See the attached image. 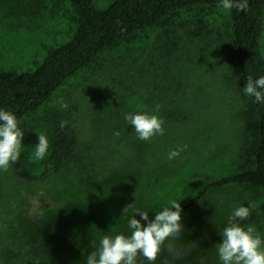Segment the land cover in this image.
<instances>
[{"label":"rangeland","instance_id":"rangeland-1","mask_svg":"<svg viewBox=\"0 0 264 264\" xmlns=\"http://www.w3.org/2000/svg\"><path fill=\"white\" fill-rule=\"evenodd\" d=\"M109 1L94 0L98 7ZM74 17L64 0H39L29 11L22 0H0V66L33 68L49 46L70 36ZM227 23L220 5L179 11L105 49L28 118L45 134L43 109L69 112L78 146L71 164L44 182L21 178L13 164L0 170V264H86L104 235H131L133 212L122 213L128 204L147 211H162L170 200L183 205L210 180L252 163L256 117L224 55ZM262 40L264 51V32ZM162 52L172 59L168 78L182 74L165 103L151 84ZM130 112L159 116L164 134L140 140L124 119ZM176 148L184 150L169 160ZM34 150L21 145L28 167L42 169V160L29 159ZM248 201L258 207L241 223L264 240V190L226 186L181 211L180 236L165 240L154 264L165 257L169 264H222L219 229ZM169 244L179 258L172 259ZM136 264L151 262L138 254Z\"/></svg>","mask_w":264,"mask_h":264},{"label":"trees","instance_id":"trees-1","mask_svg":"<svg viewBox=\"0 0 264 264\" xmlns=\"http://www.w3.org/2000/svg\"><path fill=\"white\" fill-rule=\"evenodd\" d=\"M64 1L70 4L75 15L70 36L49 46L43 59L33 68L17 70L0 66V109L16 116L18 126L24 132V145L36 147L41 133L28 118L39 111L58 87L89 66L105 49L139 31L162 24L184 9L221 5V0H111L98 7L94 0ZM38 2L22 0V8L29 11ZM248 6L246 12L236 9L228 12V39L224 48L228 67L243 92L249 76L253 80L264 76V0H248ZM169 57L163 52L159 54L157 61L154 59L151 73L152 90L158 93L161 103L167 102L169 92L166 91L173 89V82L182 84V74L175 75L173 81L168 78L172 63ZM244 95L256 117V129L249 148L252 163L207 182L188 203L181 205L182 211L193 207L210 191L226 186L254 185L264 190V103L254 102V97L245 92ZM175 99L171 101L176 102ZM39 118L45 123V135L50 144L48 154L42 160L44 167L29 168L21 154L13 165L21 178L44 182L71 164L77 151L78 136L72 115L61 108L43 109ZM62 121L68 122L63 128ZM141 211L148 212L150 219H154L161 210ZM137 219H140L139 215Z\"/></svg>","mask_w":264,"mask_h":264},{"label":"clouds","instance_id":"clouds-1","mask_svg":"<svg viewBox=\"0 0 264 264\" xmlns=\"http://www.w3.org/2000/svg\"><path fill=\"white\" fill-rule=\"evenodd\" d=\"M220 7L226 12H231L233 9L246 12L249 6L248 0H221ZM244 92L254 97V102L264 103V76L255 80L249 76ZM67 107V104H62V108ZM124 119L134 126L140 140L149 141L155 135L164 134V121L155 114L130 112L125 114ZM67 123L62 121L61 128ZM114 135L119 137L120 132L116 131ZM23 138L24 132L19 128L16 116L10 111L0 109V170L8 171L10 165L19 160ZM49 147L48 137L39 133L38 143L29 157L30 161L43 160L48 154ZM186 147L185 145L184 148ZM184 148L171 150L168 159H175ZM168 203L171 206L157 212L154 219H150L148 212L134 208L133 203L125 206L123 214H127L130 209L133 212L128 220V227L132 230L131 235L117 234L114 237L104 235L100 240L99 248L87 255L86 264H136L138 254L154 264L162 252L165 240L179 237L183 230L181 204L177 200H170ZM257 207L256 202L248 201L247 206L241 205L235 208L230 213L227 224L219 229L222 241L215 247L222 264H264V247H262L264 240L253 226L249 225L245 228L241 223L248 220ZM137 215L140 219H137ZM167 251L173 260L179 258L173 245L169 244ZM163 264H169L167 257Z\"/></svg>","mask_w":264,"mask_h":264}]
</instances>
